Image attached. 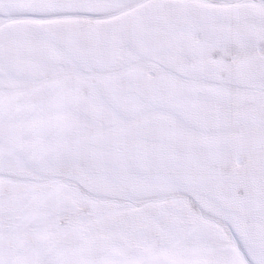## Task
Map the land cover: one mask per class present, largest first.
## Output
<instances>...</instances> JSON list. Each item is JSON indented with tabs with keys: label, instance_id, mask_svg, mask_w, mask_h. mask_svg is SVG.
<instances>
[{
	"label": "snow or ice",
	"instance_id": "1",
	"mask_svg": "<svg viewBox=\"0 0 264 264\" xmlns=\"http://www.w3.org/2000/svg\"><path fill=\"white\" fill-rule=\"evenodd\" d=\"M0 264H264V0H0Z\"/></svg>",
	"mask_w": 264,
	"mask_h": 264
}]
</instances>
